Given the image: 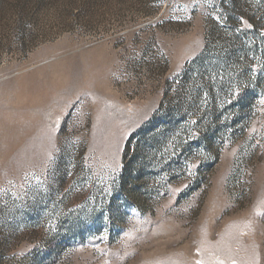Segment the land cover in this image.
<instances>
[{
  "label": "rangeland",
  "instance_id": "1",
  "mask_svg": "<svg viewBox=\"0 0 264 264\" xmlns=\"http://www.w3.org/2000/svg\"><path fill=\"white\" fill-rule=\"evenodd\" d=\"M0 264H264V0H0Z\"/></svg>",
  "mask_w": 264,
  "mask_h": 264
},
{
  "label": "trees",
  "instance_id": "2",
  "mask_svg": "<svg viewBox=\"0 0 264 264\" xmlns=\"http://www.w3.org/2000/svg\"><path fill=\"white\" fill-rule=\"evenodd\" d=\"M208 49H209V46H208V48H206L204 50V52H202L198 56V58L195 60L194 63H197V62L203 60L205 55L208 53L207 52ZM191 63H193V61ZM182 76H183V79L179 81V87L177 90H180L183 81L186 80L187 71H184ZM212 90H214V89H212L210 87L208 88L209 92H211ZM219 90L223 92L224 85L220 86ZM189 92H190V97L194 96L196 98L198 89L197 88L189 89ZM211 106H214L213 102L211 103ZM192 107H194L193 103L192 102L188 103L187 107H185L186 111L184 113H187L188 110L191 111L193 109ZM232 107H234L235 111H237V117L235 118V121H233V124H236L237 120L240 117L241 112L243 111V109L245 107V104L241 105L240 103L235 102V103H233ZM156 115H157V112L147 122H145L143 125H141L137 130L132 132L126 141L124 151H123L124 166H123V170H122V174H121L122 185H124V186L126 185L127 182L133 181L135 183V187L138 188V185L141 182V178H140V174H139L138 176H135L133 179L132 163L135 160L134 158L135 157H146V154L152 156L154 154V153H152V150L155 147L156 148L159 147L162 143V141L160 140L161 138H159V137L162 136L163 134H166V132H164L163 134L158 132L159 127L162 126L164 129H166L168 127L173 128L175 126L174 123L167 121L168 117H165L166 121H162L159 124L158 123L159 120L156 119ZM179 115L182 117L183 112L181 111ZM220 117H221V114H218L214 117V119H218V121H219ZM215 131H218V127L215 128ZM203 141L207 147H209L211 145V138L210 137L206 136V139H203ZM144 162H145V160L142 159L140 167L143 166Z\"/></svg>",
  "mask_w": 264,
  "mask_h": 264
}]
</instances>
